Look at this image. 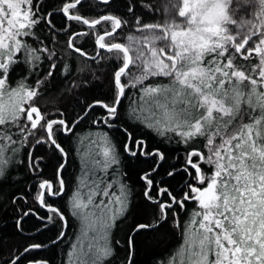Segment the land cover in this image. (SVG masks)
<instances>
[{
  "label": "snow or ice",
  "instance_id": "1",
  "mask_svg": "<svg viewBox=\"0 0 264 264\" xmlns=\"http://www.w3.org/2000/svg\"><path fill=\"white\" fill-rule=\"evenodd\" d=\"M97 2L107 9L114 0ZM168 3L163 21L145 23L134 5L113 14L96 13L90 0H0V184L22 164L36 180L37 208L23 210L16 228L22 230L29 216L40 222L38 233L58 226L47 243L30 244L4 264H19L25 254L68 240L73 220L79 231L62 264H106L114 256L112 228L131 208L127 175L120 171L126 159L148 165L138 179L155 223L133 225L125 264H135L136 235L170 218L183 242L161 264H264V0H258L254 19L235 18L233 0ZM69 22L87 30H73ZM125 28L137 34L122 36ZM61 35L67 50L93 63L107 61L113 71L104 74L108 94L77 101L79 112L51 115L37 100L58 69L71 71L68 64L61 69L51 46ZM20 66L24 75L13 86ZM155 78L168 82L146 83ZM89 119L96 130L76 137L80 174L69 193L61 175L70 156L63 137L76 136ZM129 122L175 138L185 146L184 156L171 163L166 148L137 138L124 126ZM113 129L124 134L122 142ZM41 148L45 152L37 155ZM51 160L57 161L55 175L42 178ZM65 196L62 209L54 201ZM189 203L196 207L182 221Z\"/></svg>",
  "mask_w": 264,
  "mask_h": 264
},
{
  "label": "trees",
  "instance_id": "2",
  "mask_svg": "<svg viewBox=\"0 0 264 264\" xmlns=\"http://www.w3.org/2000/svg\"><path fill=\"white\" fill-rule=\"evenodd\" d=\"M51 4L52 0H46ZM129 5H134L136 14L142 15L145 23H153L163 21L166 18L165 9L169 7L168 0H114V2L106 9L105 5L98 3L97 0H90V6L95 9L96 13L112 12L113 14H123L127 12ZM150 7L153 9L150 11ZM232 7L236 8L235 18L237 19H254V13H258V0H233ZM87 18H96L93 14L87 11L82 12ZM56 23H63L62 18L57 17ZM73 30H87L86 26L78 25L76 22H69ZM42 27V26H41ZM39 34V33H38ZM45 35L47 33H44ZM129 34H137L131 32L129 28H125L122 36ZM58 43H53L58 59L56 62L61 65L68 64L71 71L65 74L62 70H57L54 77L49 83L44 86L43 94L38 98L37 104L41 107L42 112L55 115L58 111H67L71 113L74 109L80 111L77 106V101L83 103L85 100L91 101L94 97H102L108 94L109 88L105 80V73L113 71V65L107 61H97L93 63L90 59L80 57L78 54L72 53L65 48V39L63 35L57 38ZM83 38L77 40L80 43ZM87 51L94 54L92 47H88ZM46 64L44 70L46 71ZM84 70L81 71L80 69ZM24 75L23 66L17 67L12 74L11 83H15ZM34 78H30L28 83L31 84ZM89 81L76 87L75 84H80L83 81ZM163 78L150 79L146 83L157 84L167 83ZM125 105L127 101L124 102ZM97 112L100 109L96 110ZM137 138L146 139L153 147L160 146L161 149H167L171 157V163H176L178 158L184 156L183 144L176 143L175 138L168 141L165 138L159 137L152 130L138 126L136 122L124 124ZM90 125V119L85 120L76 129V136L63 137V146L69 151V162L61 173L63 176L69 193L75 187L76 177L80 174V159L75 149L80 147L76 137L85 136L88 132L95 131ZM111 135L115 140L122 142L125 136L122 132L113 129ZM87 143V142H85ZM86 151V148L82 149ZM45 149L38 150L37 155L44 153ZM50 156L51 153L49 152ZM19 159V158H17ZM47 160V157H46ZM57 161L51 160L46 168H44V176L42 178H52L55 175V167ZM147 163L141 160H124L120 171L126 173L127 183L131 189V208L126 218H121L112 228L111 241L114 245V256L106 261V264H125L126 245L125 239L130 234V231L136 223H155V218L151 215V205L144 202L142 197V183L138 179V174L143 168H147ZM55 182V181H54ZM36 180L27 172V169L17 163L16 169L13 172L11 180L0 184V264L4 261H9L11 258L21 254L23 249L33 243H47L51 238H54L58 232L57 227L49 226L47 231L37 232L36 228L39 225L33 216L26 217L22 224V230L16 228V221L23 214V210L28 208H37V203L34 202L36 194ZM179 190V189H177ZM23 196L25 199L18 200L13 203V198ZM67 196L56 199L54 203L64 208ZM196 207L194 203L187 205V210L180 213L181 220H187L191 211ZM41 215H46L44 208L37 209ZM179 211V210H178ZM78 228L77 221L73 220L68 232V240L58 243L56 246L49 245L42 248L40 251L31 252L22 256L19 264H29L33 260H48L50 264H62L67 257L65 255L68 250V244L73 239V233H76ZM119 241V244H115ZM181 230L175 226L171 218L167 223H164L156 230L142 231L135 237V264H161L162 261H167L182 244Z\"/></svg>",
  "mask_w": 264,
  "mask_h": 264
},
{
  "label": "rangeland",
  "instance_id": "3",
  "mask_svg": "<svg viewBox=\"0 0 264 264\" xmlns=\"http://www.w3.org/2000/svg\"><path fill=\"white\" fill-rule=\"evenodd\" d=\"M77 223H78V228H77V231H76V233H78V231H79V222L77 221Z\"/></svg>",
  "mask_w": 264,
  "mask_h": 264
}]
</instances>
